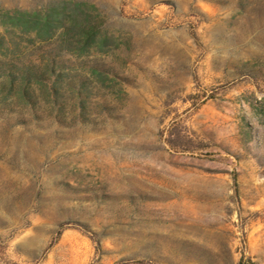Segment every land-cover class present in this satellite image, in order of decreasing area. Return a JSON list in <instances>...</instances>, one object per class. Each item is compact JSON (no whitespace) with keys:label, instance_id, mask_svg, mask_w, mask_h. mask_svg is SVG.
Wrapping results in <instances>:
<instances>
[{"label":"rangeland","instance_id":"374dc122","mask_svg":"<svg viewBox=\"0 0 264 264\" xmlns=\"http://www.w3.org/2000/svg\"><path fill=\"white\" fill-rule=\"evenodd\" d=\"M63 41L0 98V264H264V0H0V58Z\"/></svg>","mask_w":264,"mask_h":264},{"label":"trees","instance_id":"16d2710c","mask_svg":"<svg viewBox=\"0 0 264 264\" xmlns=\"http://www.w3.org/2000/svg\"><path fill=\"white\" fill-rule=\"evenodd\" d=\"M93 30V26L90 25L82 27L84 42L93 33ZM66 44L65 41L58 45L53 43V45L49 44L26 53H13L9 57L0 58V78L3 79L0 82L1 100L6 101L7 95L13 92L15 86L18 93L29 101L32 100L36 87L51 89L55 92V99L61 97L59 88H62L63 84L67 82V73L62 72V67L67 62V59L63 58ZM79 45L82 49L86 46L85 43ZM90 72L93 75H100L97 65H91ZM77 76L80 87L84 88V92H88L90 90L86 86L88 77L82 74ZM78 92L82 91L78 90Z\"/></svg>","mask_w":264,"mask_h":264}]
</instances>
